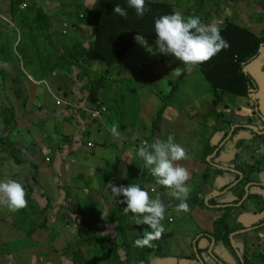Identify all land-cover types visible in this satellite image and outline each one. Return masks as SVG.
I'll list each match as a JSON object with an SVG mask.
<instances>
[{
    "label": "rangeland",
    "instance_id": "rangeland-1",
    "mask_svg": "<svg viewBox=\"0 0 264 264\" xmlns=\"http://www.w3.org/2000/svg\"><path fill=\"white\" fill-rule=\"evenodd\" d=\"M13 1L14 0H0V44L15 42V40H13V37L16 34L15 29L19 30L18 32L20 35H16L18 40L25 36L22 32H25L27 29L23 26L21 28L22 21L19 16L21 11L22 13L31 15V17L34 16L35 18H40L37 22L30 25L28 24V31L33 32L36 44H40V38L37 39L39 33L36 30L39 28L43 29L44 26V21L41 17L43 11L50 13V18L54 20L55 23L59 22L57 23L58 26L60 24L70 23L71 25L72 23H75L71 25V27L76 28L77 36H73V39L76 41L84 40L90 31V27L84 19L85 14L81 9H78V5L83 3L86 7H89L92 2L91 0H87L86 2L84 0H22V2L19 3L18 9L14 10L16 17H13V21H11L10 4ZM154 1L168 2L170 4L173 3V6L176 7L175 12H183L184 10L182 14L185 17L192 15L195 16V14H200L199 16L203 17L202 11H199L200 8L198 5H195L196 3L193 0ZM203 1L205 4L208 2L209 10H211L212 1L216 3L222 1L225 2L224 0ZM247 1L251 2V0ZM254 1L256 2L259 0ZM234 3L235 0H231V6H229L233 7L232 5H234ZM76 4L77 7L75 6ZM221 4L223 5V3ZM25 6L30 8L24 11V9H26ZM177 6L180 7L181 10L179 8L177 10ZM192 6H195V9H193L192 14H190V8ZM261 7H263V3L258 2L256 10L259 11ZM216 11L217 9L212 8L208 17L213 18ZM252 11L253 13H251ZM252 11L250 12L251 14L247 15L249 19L252 20L257 16L261 18L264 17V10L258 13L254 10ZM259 13L261 14L259 15ZM204 14L208 15L207 13ZM76 19H78L77 23ZM14 21L15 23H13ZM210 23L215 24L212 19H210ZM63 34L66 36L65 33ZM46 35L47 34L44 36ZM70 43V40H61L59 42L61 46L59 47L62 49H68ZM12 46L13 45H11V50ZM13 51L10 55L13 56V58L16 56V58L12 59L11 56H9L11 58V69L15 74H20L19 79L15 78V83H12L11 80L9 81L8 79H10V77H7V74H5L4 68L8 63L0 60V73L5 74L4 76L0 74L1 129L10 125L12 127L11 131L16 132V136H20L19 144L21 142L25 144V146H32L30 144L32 142L35 146V142L39 141L37 143V145H39V157H45L43 163H46L52 158L54 163L51 162V166L52 164L59 165L58 159L55 158L54 153L50 151L53 145L58 148L57 144L59 140L65 141V143L63 142L62 144L63 146L68 144L72 148L74 145L77 147V145H79L78 142H80V145L84 144L83 146L86 150L83 152L84 155L87 156L88 154L92 156L94 151L97 152V154L94 155L99 159V164L94 168L95 171L92 169L90 171L84 170L80 181L77 180V176L81 174L72 175L70 173L68 180L70 182L68 184L69 186L64 188L67 197L65 199L68 204L67 208L62 206L63 208L48 209L46 205L47 209L40 210L43 212L41 216H39L38 208H36L34 211L30 212L29 218L21 221L22 216L19 211L13 213L3 206H0V209H5L4 211L0 210V222L5 218L9 219L13 221L12 225L16 228L13 230L6 228L5 231V228L0 226V248L5 250V253L3 254L0 252V264H9L5 257L11 258L10 264H106L111 257V248L108 245L99 243L95 244L92 241H86L83 243L84 240L82 239L81 234L77 231L78 228H81L84 231L89 227L102 230L99 216L101 218L106 215L107 211L112 209L115 205V198L113 197L110 188L107 187L105 191H103L99 186L100 182H103V187L107 181L110 183L113 181V185H115V182V186H119L124 178L134 177L143 172V174H145V182H143L141 187L149 192L151 198L155 199L158 197L164 204L172 203V205H170V208H172L174 197L171 195V190L156 183V178L151 175L150 170L144 166L143 159L137 154L142 143L147 142L148 144H151L157 139L166 141L169 135H173L175 142L181 144L188 155L187 159L179 161L178 163L185 168L188 167V170L191 172H205L207 170L208 173L210 172L209 174L212 178L214 172L210 171V167H208L203 161V156H200V151L205 144L204 142L210 139L209 141L212 143V146L218 144V142L213 143L211 141L216 129L222 127L225 131L231 130L233 124L238 122V120L233 119V115L240 117V121H243L244 124H249V126H253L257 122L256 119H250L251 108H238L233 106V104L238 103L239 100L231 96L223 95L221 97L219 95L216 97L212 94L215 100L213 98L212 100L209 99V101L211 100V104H207L206 101L211 91L209 90L208 85L204 82L202 76L194 72V74L190 76H187V73H185V77H183L180 85H177L176 82L174 83V86H178V90L176 86L174 91L176 92L177 90V93L174 94V97L172 96L173 99L169 101L170 105L173 104L176 102V98L182 93L185 94V97L187 98L185 102H189L190 99H188V96H190L191 100L204 101L198 102L201 106H196L195 108L197 115H187L186 112L185 115L180 117L181 125L184 126V123H186L190 124V127L183 130V127L175 122L178 115L166 110L164 112L165 115L162 116L163 122L160 123V128L158 119V130L152 131V121L156 118V113L161 107L162 101H165L164 99L169 95V82H174L178 77L175 75L176 70L182 72L185 67L183 63L177 60L172 54H161L158 51V45L155 44V42L147 41V46H142L140 43L136 42L135 47L128 51V57L125 59L123 65L112 67L109 69L108 75L107 73L105 74L106 70L101 64H92L89 75H95L96 81L100 84L96 96L97 102L94 104L88 102L89 100L86 99L87 97H85V94H81L79 87H81L82 84L78 83L77 87L75 79L68 73L55 72V74H58L57 76H52V74H50L49 77H46L43 74L44 78H41L39 81H34L33 77L28 74V69H30V67L26 68V63H22V58L19 53ZM0 59H2L1 55ZM13 60L15 62H13ZM16 61H20L21 63ZM259 62L263 64L261 72H264V53H261ZM244 68H246V66ZM189 77L190 82H188ZM174 86L172 85V87ZM3 91H5L6 94L3 93ZM37 91L43 95L39 96L41 98L38 97L39 99H37L36 96L29 97L33 96L32 93H37ZM255 97L257 98L256 102L258 101L257 106H259V114H262L264 111V95L259 94L255 95ZM178 102L182 103V101ZM217 102L221 103L219 106L221 112L219 114V111H217V114L215 115L212 111L210 112L209 109H212ZM18 105H21L19 110L17 109ZM68 107L76 110V112H74L75 121L76 118H78L80 128L83 130L81 134L77 130L75 121L67 122L64 120L65 115L62 110ZM100 108H104L101 117L99 119H90L89 112ZM27 110L28 112H26ZM21 112H26L25 114L27 118L23 117L25 114L22 115ZM60 112L63 115H60ZM206 113L211 114L212 116H205L203 118V115ZM30 116H33L34 118H30ZM47 116H58L61 120V122H58L59 128L55 127L52 129L50 125L53 120H47ZM218 117L219 122L216 120ZM10 118H12L10 124L8 125L9 122L5 124V120ZM35 119H37V124L40 126H36L33 130L35 131V134L41 136V140H34L32 134L24 128V122L34 121ZM113 123L119 125L118 130L121 133V138H118L119 140H116V137H114L109 131V128ZM196 124H198V129L194 133L199 134L192 135L193 133L191 130L195 129ZM176 128L177 130H175ZM126 129H128V131L125 133ZM256 129L260 131L258 126ZM220 132H222L223 136L224 131L220 130ZM175 133L178 134V137H175ZM2 134H4V132ZM238 134L236 133V136L232 141L238 143L243 137L250 136L249 131H242ZM151 136L152 138H150ZM222 136H219L218 141ZM70 140H74V143L69 144ZM232 141H228L223 145V148L219 150L218 155H214L210 160L211 163L214 166L218 165L222 167H232L238 163L244 173L242 179L243 183L250 181H263L264 173H259V177L257 176V173L264 172V162L257 163L259 168L255 165L249 167V164L246 162L251 153V148L257 150L258 147L256 146V143H260L261 141L256 140L255 143L249 142V144L246 145L247 147H250L249 150L241 149V151L237 153H234L235 148ZM88 143L91 146H87ZM41 147H45L48 151L41 152ZM102 151L105 153H102ZM231 154H237L238 158L236 159L232 157L230 159ZM0 155L3 154L0 153ZM61 155V158H63L64 151L61 152ZM67 155H65V157H67ZM29 156L30 154L27 153L25 158L29 159ZM234 160L237 163H235ZM187 161H190V163L186 164ZM63 163L64 161H62V164ZM9 164L10 161L6 162L5 165L7 167V179H13L20 182L24 188L29 186L30 189V185L35 186L28 169L26 170L23 167L11 168L8 166ZM66 168L62 167L61 175L57 176L59 177L58 182L60 184L65 180L63 177L64 173H66ZM84 168H86V166ZM39 169L42 168H33L31 175H37L39 177L40 174L37 173V170ZM74 171L76 170H72L73 174ZM25 179L27 180V183L25 182ZM215 181L216 178L213 182ZM238 182H240V178H238ZM190 194L191 191L189 195ZM27 197L28 195L26 196V199H28ZM59 197L61 198V203L64 198L62 192H59ZM188 198L190 197L188 196ZM260 199L261 198L258 200ZM62 203L66 204L64 201ZM256 206L257 205L255 204L254 207ZM176 214L178 215L179 213ZM169 216L173 217L174 212L165 213V219L162 221L164 228L170 225L169 222H166ZM79 217H81L80 223ZM222 217V220L220 219L221 226L219 229L223 227L222 230H224L225 234L227 230L233 231L235 227L239 228L238 225L235 226L233 222L229 221L230 217L228 212ZM136 219V215L132 213L128 215L127 222L129 228L126 237L127 244L130 246L127 257H124L123 252L120 254L123 258V264H140L141 262L139 254L142 248L135 245V240L143 236V232H137L138 227L143 225H138ZM178 221L179 220L177 219V222ZM262 221H264V217L262 218ZM16 223H18V226H16ZM88 223H92L93 226ZM77 224L78 227L76 228ZM252 224L253 223H248L246 227ZM262 226V223L257 226L256 233L259 232L257 239H255L253 243L250 239H247V242L245 243L247 247L246 250L248 251L247 257L251 264H264V260L261 261V258H259L261 255L264 259V229L261 230ZM185 228L186 226H184L183 229ZM104 234L105 233L102 235ZM111 236L113 237L114 235L111 234ZM230 236L231 233H229L227 239ZM218 240L219 239H217V242ZM170 245L171 244L168 242L166 247H170ZM67 257L70 259H67Z\"/></svg>",
    "mask_w": 264,
    "mask_h": 264
},
{
    "label": "trees",
    "instance_id": "trees-1",
    "mask_svg": "<svg viewBox=\"0 0 264 264\" xmlns=\"http://www.w3.org/2000/svg\"><path fill=\"white\" fill-rule=\"evenodd\" d=\"M91 1L92 2L90 8L86 7L83 3H80L78 5V9H81L85 14V22L90 27V31L87 37L81 41H76L75 39H73V36H77L76 31L74 33H70L69 35L65 34L66 36H64L63 34L64 25H68L71 27V25L75 23H72L71 25L70 23L60 24L58 26L57 23L59 22L55 23V21L50 18L51 14L43 11L41 17L44 21V26L43 29L39 28L36 30L39 33L37 39L40 38V44H36V39L35 36H33V32L28 31V24H33L37 22V20H40V18L38 19L34 16L31 17V15L22 13L21 11L19 14L22 21L21 28L23 26L27 29L25 32H22V34L25 36L21 37V39L16 45L14 42L0 45V55L2 58L0 60H3L8 63L11 58L15 59L16 56L15 58H13V56L10 55V53L13 51V49L11 50V45H15L14 51H17L19 53L20 57L22 58V63H26V68L30 67V69H28V74L33 77L34 81L41 80V78H44V75L46 77H49L50 74H52V76H57L58 74H55V72L68 73L72 78L75 79L77 83L76 86L78 85V83L82 84V86L79 87V90L81 91V94H85V97H87L86 99L89 100L88 102L93 104L96 103V96L99 91L100 84L96 81L95 75H89L92 64H101L106 70L105 74L107 73L108 75L109 69H111L112 67L123 65L128 51L132 50L135 47V44L137 42L135 40V37L137 35L141 34L142 36H144L146 41H153L156 44L157 36L154 30L155 19L159 18L162 15L174 13L176 7L168 2L145 0L146 7L149 10L146 11L143 18H139L136 15L135 10L128 6L127 0ZM193 1L196 3L195 5H198V7L200 8L199 11H201L203 6L205 5V2L203 0ZM21 2L22 0H14L10 4L11 19H13V17H16L14 10L18 9L19 3ZM116 4H119L127 11L126 18L121 17L120 15L113 12V8ZM75 6L77 7V4ZM25 7L26 9H24V11L30 8L27 6ZM191 8L190 10H193L195 9V6H192ZM211 8L217 9L216 3L211 6ZM195 16H197V14H195ZM77 20L78 19H76V23ZM13 23H15V21ZM218 26H220L219 28L221 29V35L224 37L225 40L228 41L230 47L225 50H222L211 60L196 66L194 69L198 71V73H200L204 82L208 85L209 90L212 94H214V96L217 97L220 95L222 97L223 95H228L231 97L246 98L248 92L252 90L254 85L250 78L244 76L241 69L242 66L249 63L251 60H253L259 55L260 46L264 48V38L257 37V35L254 34V32H252L251 30L239 26L236 23H231L229 21H227V23L223 25ZM45 34L47 35L44 36ZM14 39L15 35L13 37V40ZM61 40L71 41L68 49H62L59 47L61 46V44H59ZM9 56H11V58ZM186 72L187 69L184 67L181 72V75H179L174 80V82H169V98L167 96L164 99L165 101H162V106L156 113V118L152 121V131L158 130L157 121L158 119H160L163 111L170 105L169 101L173 99V95L177 93V85H180L183 77H185ZM0 74H2L3 76L5 75L4 73ZM15 78L19 79L20 74L16 73ZM15 78L14 80H11L12 83H15ZM175 82L177 84L176 92L174 91L176 87L174 86ZM171 84L174 87H172ZM62 112L65 115L64 120H66L67 122L75 121V109L68 107L63 109ZM63 114L60 112V115ZM11 119L12 118L6 119L4 123L6 124L9 122L8 124H10ZM216 120L217 122H219V117L216 118ZM75 122L77 130L81 134L83 130L80 128L78 118H76ZM127 131L128 129L125 130V133ZM226 131L227 132H225L224 134V140L228 134V130ZM150 138H152V136ZM71 143H74V140H70L69 144ZM1 146L10 147L11 145L9 143H4L1 144ZM217 146L218 145L212 146L208 143L201 149L200 156H203V161L205 162V164H207V166L212 165L210 160L214 157V155H218L219 150L216 153H213ZM68 147H70V145H68ZM14 153L16 152L14 151ZM212 154L213 157L209 161H206V158H208ZM221 171L222 170L220 169L213 168L214 176L212 178L209 177V175L205 171V174L202 175L203 179L205 180V182L211 181V184H213L214 179L221 173ZM30 176L33 180V184H35L36 177L32 175ZM143 182H145V174H143L142 172L140 174L135 175L134 177L124 178L120 182V185L128 186L129 184L134 183L139 184L141 186ZM60 190L63 191L64 195L62 202L64 201L66 204H63L61 202L62 205L60 204L59 206L67 208L68 204L65 201V199L67 198L66 192L61 186ZM237 195L240 198L244 195V192L240 191ZM123 199V196L115 198L114 207L112 209H109L106 215L102 216V219L100 220L103 229L106 228L107 231H114L113 237L110 236L108 233L102 235L103 229L100 230L93 227L86 228L84 231L81 228H78V230L76 229L81 234L82 239L84 240L83 243L86 241H92L95 244L99 243L103 245H108L111 248V257L109 258L106 264H123V258L120 254L123 252L124 257H127V253L129 252V245L124 239V231L127 229L128 226L127 218L130 212L127 215L124 213L123 209L126 207V204L122 202ZM191 202H193V200ZM210 204L213 203L212 201L208 200V202H206L205 204L201 203L200 206L206 207ZM231 204L233 205L234 202H232ZM47 207L51 209H56L50 203H48ZM228 207L229 206H226L225 209ZM24 210L25 209L19 211L22 216L21 221L25 220L26 218H29L30 216L29 209H26L25 211ZM38 212L39 216L43 214V212L40 210H38ZM221 218L223 217L221 216ZM221 218H219L215 222L216 237L214 238L220 239L218 240V242L216 241V245H218L216 246L217 248L222 247L224 245V242L227 243V235L229 234H227L228 230L226 231L227 235L224 233V230H222L223 227L219 229L221 226ZM16 224V226H18V223ZM77 227L78 224L76 225V228ZM138 230L141 233H144L145 231H150V229H148L146 225L138 227ZM159 242L160 241L153 242L154 246L151 248H142L139 254V258L140 260H142L143 264H151L156 260V255L159 251ZM1 249L2 248H0V252H2V254L5 253V250ZM197 253L199 254L198 250ZM259 257L261 258V261L264 260L261 255ZM241 263L250 264L244 258H241Z\"/></svg>",
    "mask_w": 264,
    "mask_h": 264
},
{
    "label": "crops",
    "instance_id": "crops-1",
    "mask_svg": "<svg viewBox=\"0 0 264 264\" xmlns=\"http://www.w3.org/2000/svg\"><path fill=\"white\" fill-rule=\"evenodd\" d=\"M224 1L225 2L222 1V2H217V3L212 1L211 6H213L215 3L217 5V11H216V14L213 18L208 17L212 11V8H211V10H209V4L204 3L205 5L203 6V8L201 10L203 13V15H202L203 17H200L197 14V16L200 18L201 22L206 24V25L212 24V23H210V19H212L215 22V25L217 26V24H219V22H222V25H223V24L227 23L228 20H231L229 22L236 23L237 25L242 26L244 28H247L249 30L253 29L251 31L254 32V34H256L257 37H259V36L264 37V17L261 18V17L257 16L252 20L249 19V17H247L248 14L253 13L252 10L256 11V13L264 10V0H259L256 2L254 0H251V2H248L247 0H235L234 5H232L233 7H230L231 6L230 5L231 0H224ZM85 2H86V0H85ZM258 2L263 3V7H261L259 9V11L256 10V5L258 4ZM221 3H223V5ZM178 8L180 9V7L177 6V10H178ZM181 13H182V11H181ZM191 13H192V10H191ZM204 13H207L208 15H206ZM260 14L261 13H259V15ZM232 17H233V20H232ZM11 21H13V20L11 19ZM15 30H16V34H15V39H14L15 42L14 43L16 45L19 42L16 35L19 36L20 34L18 32L19 31L18 29H15ZM0 45H2V44H0ZM15 45L12 46L13 50L15 48ZM260 53H264V50L261 49ZM127 57L128 56H126V58ZM13 62H15V61L13 60ZM8 63L9 64L5 65L6 67L4 68V71L6 70L5 74H7L6 75L7 77L8 76L10 77V79H8L10 81V80H14V78L16 77V74L11 69L12 65L10 64L11 63L10 60ZM19 63H21V62L19 61ZM262 66L263 65H260V64H253V65L250 64L245 68V72L247 74H249L254 79V81L256 82V84L258 86L255 95H259V94L264 95V72H261ZM194 72L198 73V71H196L195 69H193L192 71L187 70L186 73H187V76L188 75L190 76V75L194 74ZM198 74L200 75V73H198ZM31 81H32V79H31ZM188 82H190V77H189ZM191 82H192V80H191ZM3 93L6 94L5 91H3ZM32 94H33V96H29L28 94L27 95L30 98L36 96L37 99L41 98L39 96H43L42 94L38 93V91H37V93L33 92ZM3 96H4V94H3ZM212 98L214 99V96L210 92V95L208 96L206 103L210 105ZM186 99L187 98L185 97V94L182 93L180 96H178L176 98V102L169 105L163 111V113L159 119V128H160V123L163 122L162 116L165 115L164 112L166 110L169 111L170 113L172 112L173 114L178 115L175 122H177L179 125H181L180 117L182 115H185L186 112H187V115H197L195 108H196V106H201L198 103L199 101H202V102H204V101L203 100L198 101V100H194V99L191 100L190 96H188V99H190L189 102H185ZM209 99H211V100L209 101ZM178 101H182V103L178 102ZM20 106L21 105L17 106L18 110L20 109L19 108ZM217 106H218V104H216V106L212 107V109H209L210 112L212 111L214 114H217V111H216V109H218ZM26 112H28V110ZM26 112H21V114L23 115ZM210 112H208V113H210ZM208 113L203 115V118L205 116H207V117L212 116L211 114H208ZM23 117L27 118L26 114ZM30 118H34V117L30 116ZM46 119L47 120H53L52 124L50 125L52 127V129H54L55 127L59 128L58 122H61V120L59 119L58 116L57 117L47 116ZM36 120L37 119H35L34 121L24 122V124H25L24 128L28 132H30V134H32L34 140H41V136H39L38 134H35V131L33 130L36 126H40L37 124ZM186 121H191V120H186ZM186 121H184V122H186ZM184 124H185L184 126L181 125L183 127V130L190 127V124H186V123H184ZM204 124H207V123H204ZM11 128L12 127L10 125L4 129L3 128L1 129V127H0V135H1L0 136V153L3 154V155H0V157H2V158H0V181L7 179V177H6L7 167L5 165H6V162H8V161H10V164L8 165L9 167H11V168L23 167L26 170L27 169L29 170L30 175H31V171L33 168L41 167L42 169L37 170V173H39L40 176L39 177L37 175L35 176L36 177V183L34 184L35 186L30 185V189H29V186H27V187L25 186L26 187L25 188L26 193L28 195V197H27L28 198L27 199L28 206L25 208V210L29 209V211L32 212L36 208H38V210L47 209L48 207L46 208V205H48V203H51V205L56 209L57 208H63L62 206H59L61 204L60 203L61 198L59 197V192H62V194H63V191L60 190V186L63 188L69 186L68 184L70 182L68 180H69L70 173L72 175L81 174V175L77 176V180L80 181L82 178V172L84 170H87V171H90L91 169L94 170V168L97 167L99 164V159L97 157H95L97 152L94 151L92 153V156L88 155V154H87V156H85L83 153L86 151L85 147L83 146L84 144L80 145V142H78L79 145H77V147H76V145H74V147L72 148L71 146L68 147V144L63 146L62 144H63V142L65 143V141L59 140V142L57 144L58 148H56L55 145L52 144L53 146L51 145L52 149L50 150L54 153V157L58 159L59 165H55V164L53 165L52 164V166H51L50 165L51 162L54 163L52 158H50L48 156L50 159L46 163H43V160L45 159V157L44 156L39 157V154H38L39 153V145H37V143L39 141L38 142L34 141L36 143L35 146L32 144L33 142L30 143L32 146H27V145L25 146V144H23L21 142L19 144L20 136H16V132L11 131ZM197 129H198V124H196L194 130L190 129L191 132L193 133L192 135H198L199 134V133H194ZM175 130H177V128ZM220 130L224 131V133L227 132V131L223 130L222 127L217 128L213 137H212L214 139L213 143H217L219 136L220 135L222 136V132H220ZM3 132H4V134H2ZM192 135H191V137H192ZM175 137H178L177 133H175ZM47 139H49V138H47ZM115 139L119 140L117 137ZM124 140H126V139H124ZM120 141H122V140H120ZM4 143H9L11 146L10 147L9 146H6V147L1 146V144H4ZM40 150H41V152L42 151L43 152L48 151L45 147L44 148L41 147ZM14 151L16 153H14ZM63 151H64V156H63V158H61L62 156L60 155V153ZM104 151H106V150H104ZM104 151H102V153H105ZM27 153L30 154L29 159L25 158V155ZM65 155H67V157H65ZM83 156H85V157H83ZM211 156H209L210 159L212 158ZM208 158H206V159H208ZM62 161H64L63 164H62ZM188 163H190V161L186 162V164H188ZM66 165H67V168H66ZM85 166H86V168H84ZM62 167L66 168V173H64V177L63 176H60V177H63L66 181L64 180L63 183L60 184L58 182L59 177H57V176L61 175L60 173H61ZM73 169L76 170V171H74V174L72 173ZM187 170H188V167H187ZM210 171H213V170H210ZM189 173H190V179H189V181H187V184L191 188V194L189 195V197L191 199L188 198L187 203L189 204L190 211L187 213L178 212L176 209H177V205H178V203H180V201L178 199H176L175 197L173 199V207L170 209H167L169 206L168 205L166 206V208H165L166 212L165 213H167V212L173 213L174 212V216L173 217L169 216L167 221H166V222H169L170 225L165 228V232L162 236V243H161V250L160 251H161V255H163V256L156 258V260L151 264H201L199 261H201L202 264H222V262L225 264H238L237 262H235L236 260L234 258L235 257L234 253L232 252V254H230V252H229V250L232 249L229 242H231V244L233 245L232 246L233 248L239 249L240 254L248 253V251L246 250L247 247L245 244L247 242V238L250 239V241H252V243H253V241L255 239H257L259 232L252 235L251 237H249L251 235V233L243 235V236H240L238 232L232 233L231 236H234V234H235V236L232 238L230 237L231 239L229 242L227 239V243L224 242V245L222 247H219V248L216 247V246H218V245H216L217 244L216 241L218 238H216V239L214 238V237H216V235H215V233H216L215 222L219 218H221V216L226 215L227 211H226V209H223L225 204L231 203L232 201H234V198H233L231 191L227 192V191H223L222 189L233 181V179H234L233 176L235 174L234 173L228 174V173L222 172L216 178V181L213 182V184H211V181L205 182V180L203 179L202 175L205 174L204 171H195V172L189 171ZM206 173L210 177V174H209L210 172L208 173L206 171ZM29 179H31V178H29ZM25 182L27 183L26 179H25ZM111 182L113 183V181H111ZM109 183L110 182L107 181V183H105V185L103 187V182H100L99 186H100V188H102L103 191H105V189L108 187ZM31 184H32V181H31ZM114 184L116 185L115 182H114ZM192 200H193V202H191ZM208 200L212 201L213 204H210L206 207L200 206L201 203L205 204L206 202H208ZM238 207H239V205L238 206L237 205H235V206L230 205V207L228 208L229 209L228 215L231 216V218H232V216H234V218H235V216L237 217L238 222L236 224H238L239 229H240V227H243V226L245 227L246 224H248V223H253V225H255L254 223L260 221L264 217L263 212L260 213L259 215H256V216L254 215L255 213L247 214V215L242 214V212H238V209H239ZM4 208H6V207H4ZM4 208H2L0 210L4 211L5 210ZM48 209H51V208H48ZM176 213H179V214L177 215ZM79 219H80L79 220V223H80L81 217H79ZM169 219H170V221H168ZM177 219L179 220L178 222H177ZM12 224H13V221L6 219V218L0 222V226H3L5 228V231H6V228H10L11 230L16 229L13 227ZM88 224L93 226L92 223H88ZM184 226H186L185 229H183ZM228 233H230V231H227V234ZM20 237H21V234H20ZM173 240H174V242H173ZM168 242L171 244L170 247H166V244ZM197 250H198L199 254L197 253ZM193 257H194V259H193ZM228 258H229V260H228ZM5 259L9 264L11 263L10 257H5ZM198 259H200V260L198 261ZM219 261L221 263H219Z\"/></svg>",
    "mask_w": 264,
    "mask_h": 264
},
{
    "label": "clouds",
    "instance_id": "clouds-1",
    "mask_svg": "<svg viewBox=\"0 0 264 264\" xmlns=\"http://www.w3.org/2000/svg\"><path fill=\"white\" fill-rule=\"evenodd\" d=\"M128 6L135 10L139 18H143L146 11L145 0H127ZM113 12L121 17H127V11L116 4ZM218 25L204 24L198 16L185 17L181 12L162 15L154 21V30L157 36L156 44L161 54H172L188 71L196 66L211 60L222 50L230 47L227 40L221 35ZM135 40L142 46H147L144 36L137 35ZM175 75H181L180 70ZM119 125L113 123L109 131L114 137L121 138ZM138 156L143 159L144 166L156 178V183L171 190V195L178 199V212H189L187 199L191 188L187 181L190 173L179 161L188 158L185 148L175 142L174 136L169 135L167 140L157 139L151 144L143 142L138 149ZM61 155V153H60ZM62 156V155H61ZM114 198L123 196V209L136 215L138 225H146L150 231H145L143 236L135 240V245L140 248L154 246L153 242L159 241L165 228L162 221L165 219V204L157 197L151 198L149 192L139 184L131 183L128 186H115L108 184ZM27 193L24 186L13 179L0 181V206L6 207L10 212H17L28 206Z\"/></svg>",
    "mask_w": 264,
    "mask_h": 264
},
{
    "label": "flooded vegetation",
    "instance_id": "flooded-vegetation-1",
    "mask_svg": "<svg viewBox=\"0 0 264 264\" xmlns=\"http://www.w3.org/2000/svg\"><path fill=\"white\" fill-rule=\"evenodd\" d=\"M259 37H261V36H259ZM262 38H264V37H262ZM261 49L264 50V48L262 46H260V48H259V55L257 57H255L253 60H251L249 63H247L244 66H242V69H241L242 70V73L244 74V76L250 78L251 81L253 82V85L254 86H253L252 90H250L248 92V95H247L246 98L245 97H233V98H236L237 100L240 101V102L238 101V103L233 104V106L238 107V108H243V107L244 108L245 107L246 108H251V112H250L251 116H250V119L251 118L256 119L257 122L253 126H249V124H244L243 121H240L241 120L240 117H236V116L233 115V119L234 120H238V122L233 124V127L231 128V130L228 131V134H227L225 140H224V136H225L224 134L225 133L223 134L222 138L218 141V144H216V145H218L217 148L213 152V153H216L218 150H220L221 148H223V145L226 142H228V141L231 142L233 140V138L236 136V133L238 134L239 132H242V131H249L250 136H246L247 138L246 137H243L238 143L232 141L234 143L233 146L235 148L234 153L240 152L241 149L249 150L250 147H247L246 146V145L249 144V142L250 143L251 142L252 143H255L256 140H260L261 141L260 143H256L257 144L256 146L258 147V149L255 150V149L251 148V153L248 156V160L246 161L249 164V167L255 165L257 168H259L258 167L259 165L257 163L264 162V118H263L264 111L262 112V114H259L260 110H259V106H257L258 105V101L256 102V99L257 98L255 97V94H256V91H257V87L258 86H257L256 82L254 81V79L249 74H247L245 72V68L244 67L245 66L247 67L250 64H252V65L253 64L263 65V64H261L259 62V57L261 55V53H260ZM228 103H230V102H228ZM217 104H218L217 107L219 109V106L221 105V103L220 102L219 103L217 102ZM218 109H216V111H219L218 113L220 114L221 110H218ZM256 125L258 126V128H260V131H258L256 129V127H257ZM251 130H254V131H251ZM209 140H207L206 142H204L205 143L204 146L206 144H208V143H209V145L212 144ZM222 140H224V141H222ZM211 141L213 142L214 139L212 138ZM232 157L237 159L238 158V155L237 154H231L230 159ZM234 162L237 163L235 160H234ZM211 166L213 167V164L210 165V166H208V167H210V170H213V168ZM218 167H219L218 165H215L214 166L215 169H219ZM220 167H222V166H220ZM222 172L223 173H228V174H231V173H234L235 174L233 176L234 177L233 181L231 183H229L227 186H225L222 190L223 191H227V192L231 191V193L233 195V198H234V201H232V202H234L233 206H235V205L238 206L239 205L238 212H242V214H246V215L247 214H253V213H255L254 214L255 216L256 215H259L262 212L264 213V177H263V181H259V182L250 181V182L243 183L242 182V179L244 177V173L242 172V168H241V166L239 167V164L238 163L236 165L232 166V167H229V166L223 167L221 173ZM259 173H264V172H258L257 173V176L258 177L260 176V175H258ZM237 176H238V178H240V182H238ZM242 183H243V185L241 186ZM246 186H247V189H246ZM240 191H243L244 192V195L239 198L237 194ZM259 198H261V199L258 201ZM262 202H263V204H262ZM231 203L225 204V206H224L223 209H225L226 206H229L230 207V205H232ZM255 204L257 205L256 207H254ZM167 205L169 206L167 209H170V207H171L170 205H172V203L165 204V208H166ZM259 205H260V207H259ZM228 208H226L227 211H228ZM229 217H230V220L229 221L233 222L235 224V226L238 225V224H236L238 222L236 216H235V218H234V216H232V218H231V216H229ZM101 219L102 218H100V220ZM168 221H170V219ZM260 223L263 224L262 229H261V230H263L264 229V221H262V219H261L255 225L252 224V225H249L248 227H246V226L244 227L242 225L243 227H240V229L235 227L234 230L231 231L230 233L232 235V233L238 232L240 236H243V235H246V234H249V233L252 232L251 235L249 236V237H251L252 235L256 234V228H257V226H259ZM128 228H129V226H127V229L124 231V233H125L124 239L126 240V242H127V237L126 236H127V230H128ZM102 229H103V227H102ZM138 231L139 230H137V232ZM102 232L105 233V234L108 233L110 236H111V234L114 235V231H107L106 228H104L102 230ZM234 236H235V234H234ZM234 236H230V237L232 238ZM230 237H228V242L231 239ZM159 241H160L159 242V245H158V248H159L158 250L159 251H158V254L156 255L157 256L156 258H159V257H162L163 256V255H161V251H160L161 250L162 238ZM229 243H230V246L232 248V249L230 248L231 250H229V252H230V254H232V252L234 253V256H235L234 258H235V260H236V262L238 264L241 263V258H244L245 260H247L249 262L248 257H247V255H248L247 253L240 254L239 249L238 248H233L232 247L233 245L231 244V242H229ZM67 259H70V258L67 257ZM193 259H194V257H193ZM228 260H229V258H228ZM219 263H221V262L219 261ZM249 263L251 264V262H249ZM140 264H143L142 260H141ZM222 264H225V263L222 262Z\"/></svg>",
    "mask_w": 264,
    "mask_h": 264
},
{
    "label": "built area",
    "instance_id": "built-area-1",
    "mask_svg": "<svg viewBox=\"0 0 264 264\" xmlns=\"http://www.w3.org/2000/svg\"><path fill=\"white\" fill-rule=\"evenodd\" d=\"M219 24H222V22H219ZM69 27V29H68ZM76 31V28L75 27H70V26H66L64 25V29H63V33L65 34H70V33H74ZM89 112V111H88ZM104 112V108H100L98 110H95V111H90L89 114H90V119H96V118H100L101 117V114H103ZM87 146H91L89 143L87 144ZM47 160V159H46Z\"/></svg>",
    "mask_w": 264,
    "mask_h": 264
},
{
    "label": "water",
    "instance_id": "water-1",
    "mask_svg": "<svg viewBox=\"0 0 264 264\" xmlns=\"http://www.w3.org/2000/svg\"><path fill=\"white\" fill-rule=\"evenodd\" d=\"M90 7H91V5H90L88 8H90ZM212 156H213V155H212ZM212 156H211V157H212ZM209 159H210V157L207 159V161H209ZM218 168H219L220 170H222V169H223V167H220V166H219ZM246 189H247V186H246ZM199 260H200V259H198V261H199ZM199 262L202 264V262H201V261H199Z\"/></svg>",
    "mask_w": 264,
    "mask_h": 264
}]
</instances>
